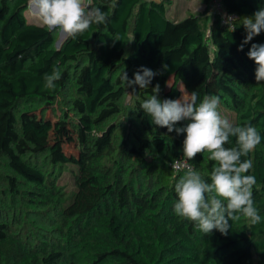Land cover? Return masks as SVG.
Wrapping results in <instances>:
<instances>
[{
    "label": "trees",
    "instance_id": "obj_1",
    "mask_svg": "<svg viewBox=\"0 0 264 264\" xmlns=\"http://www.w3.org/2000/svg\"><path fill=\"white\" fill-rule=\"evenodd\" d=\"M212 1L203 0L202 15L175 19L167 13L170 0H89L107 14V23L93 24L58 46L54 30L27 20L28 0H0V163L6 157L17 174L8 179L13 190L22 181L54 189L55 174L25 157L29 150L22 136L29 129L18 128L15 110L19 101L29 98L51 104L71 84L70 108L53 121L51 139L40 152L47 153L52 166L74 168L75 188L63 209V225L75 228L81 238L72 257L53 247L30 255L0 220V264H264V82H256L257 66L247 56L252 43L264 44V31L238 50L246 36L239 19L264 8V0H223L225 10L236 14L234 28L223 25L216 14L210 18ZM140 66L162 74L153 78L135 105L140 132L126 148L137 165L129 162L128 172L125 161L114 157L116 124L106 123L122 110L121 98L127 91L120 80L123 70L131 76ZM54 68L61 78L54 89H47L44 77ZM157 84L161 100L189 97L193 91L198 93L197 103L205 96L219 97L237 115L230 122L233 126L256 128L261 142L241 159L252 161L246 175L256 180L252 198L259 223L238 214V220L229 222L227 235L217 230L204 234L194 222L175 214V184L187 171L175 172L173 163L186 158L182 151L186 134L154 125L140 108ZM90 143L97 146L92 152L72 148ZM225 147H237L236 137H230ZM104 151L115 158L113 164L97 162ZM147 151L157 152L162 160L156 188L135 176ZM209 155L198 153L188 161L211 183L216 162Z\"/></svg>",
    "mask_w": 264,
    "mask_h": 264
},
{
    "label": "clouds",
    "instance_id": "obj_2",
    "mask_svg": "<svg viewBox=\"0 0 264 264\" xmlns=\"http://www.w3.org/2000/svg\"><path fill=\"white\" fill-rule=\"evenodd\" d=\"M28 14L41 26L48 30H59L62 37L75 39L78 34L85 32L93 24L107 23V14L100 8L93 7L86 0H28ZM223 22L232 25L236 17L225 14ZM246 36L238 50L264 31V8H259L251 17L239 19ZM249 59L256 64L255 80L264 82V44L252 43L247 53ZM163 68H167L164 65ZM160 71L140 66L129 78L123 70L120 80L126 89L132 91L127 94V101L132 102L136 93V86L148 88L153 78ZM61 78L58 68L51 74H46L45 87L54 89L55 82ZM150 99L142 102L140 108L151 118L154 125L167 128L168 132L175 131L186 134L182 151L187 160H193L198 153H209V159L215 161L211 173V183L188 168L186 174L175 184L178 200L174 204V212L180 217L194 222L195 227L204 234H211L213 230L227 235L231 224L242 214L252 224L260 222L261 217L254 207L252 189L256 183L253 175H246L252 168L248 156L261 142V136L251 124L233 126L218 111L219 97L205 96L197 103L198 93L191 92L188 98L163 99L159 98L160 86L152 88ZM186 124L176 127L178 122ZM230 137H236L237 147L226 148Z\"/></svg>",
    "mask_w": 264,
    "mask_h": 264
},
{
    "label": "rangeland",
    "instance_id": "obj_3",
    "mask_svg": "<svg viewBox=\"0 0 264 264\" xmlns=\"http://www.w3.org/2000/svg\"><path fill=\"white\" fill-rule=\"evenodd\" d=\"M87 3L89 0H86ZM167 13L175 19H182L188 14L202 15L204 10L203 0H170L167 5ZM214 10V0L211 5L212 17ZM26 18L31 16L28 14L27 8L24 11ZM55 44L61 45L64 42L59 30L54 29ZM132 41V32L130 31L126 40V52H129ZM133 73L129 78H133ZM136 86V93L132 102L127 101V94L132 91L127 89L121 98V112L108 120L106 125L116 124L115 131V156L125 161L128 165V172L131 169L129 162L137 165L134 155L127 153L126 145L134 141V135L139 133V120L136 116L135 105L142 101L144 95L143 90ZM74 91L69 84L61 93V95L51 104L45 103L39 98H29L18 102L15 116L18 120V128L20 130L29 129L23 135L24 145L28 148L26 159L32 164L45 171L54 173L56 185L54 189L40 188L32 183L22 181L19 183L17 190H13L9 183V177L17 176L13 169L9 166L8 159L3 157L0 163V220L8 224L10 231L15 234V240H22V243L28 248L30 255L37 254L43 248H57L63 250L66 254L71 253L73 256L78 252L81 238L75 228L64 229L63 225V209L70 202V196L75 188L74 168L69 165L52 166L47 153L40 152V149L51 139V125L55 119L62 117L69 110L71 98ZM188 98L186 94L181 97ZM218 111L222 117L229 122L237 119L235 111L226 106L219 100ZM72 145L75 151L87 150L92 152L96 149V145L90 143L87 145ZM98 152V151H96ZM122 152V157L120 153ZM146 162L138 165L135 176L143 185H150L151 188L159 186L157 181L158 168L162 164V160L155 151H147L144 155ZM111 154L104 151L97 158L103 166L113 164ZM186 173H181L185 175ZM21 179L20 177H18ZM30 191L39 192L36 195ZM169 204L166 206L168 208ZM163 212L160 216H164ZM178 216V215H177ZM180 217V216H178Z\"/></svg>",
    "mask_w": 264,
    "mask_h": 264
},
{
    "label": "built area",
    "instance_id": "obj_4",
    "mask_svg": "<svg viewBox=\"0 0 264 264\" xmlns=\"http://www.w3.org/2000/svg\"><path fill=\"white\" fill-rule=\"evenodd\" d=\"M213 14H216L220 17L221 23L223 25H226L230 28H234L235 20L232 22L231 26H229L228 24L223 22L222 18L225 16V14L236 17L235 13H231V12H228L225 10L223 0H214ZM189 167H191L193 169V166L191 165V163L186 158H179V159L175 160V162L173 163V168H174L175 172L187 171Z\"/></svg>",
    "mask_w": 264,
    "mask_h": 264
},
{
    "label": "crops",
    "instance_id": "obj_5",
    "mask_svg": "<svg viewBox=\"0 0 264 264\" xmlns=\"http://www.w3.org/2000/svg\"><path fill=\"white\" fill-rule=\"evenodd\" d=\"M86 2H87V1H86ZM27 20L30 21V22L38 23L37 21H34L32 17L28 18ZM38 24H39V23H38Z\"/></svg>",
    "mask_w": 264,
    "mask_h": 264
},
{
    "label": "water",
    "instance_id": "obj_6",
    "mask_svg": "<svg viewBox=\"0 0 264 264\" xmlns=\"http://www.w3.org/2000/svg\"><path fill=\"white\" fill-rule=\"evenodd\" d=\"M90 5L92 4V3H90V2H88ZM58 46H60L59 44H58Z\"/></svg>",
    "mask_w": 264,
    "mask_h": 264
}]
</instances>
